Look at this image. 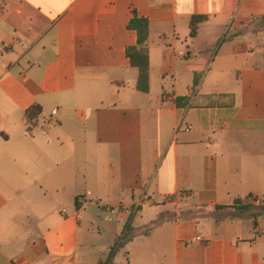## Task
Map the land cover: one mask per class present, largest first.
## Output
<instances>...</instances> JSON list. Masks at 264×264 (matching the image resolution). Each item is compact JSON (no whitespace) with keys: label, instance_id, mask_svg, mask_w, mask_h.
Returning a JSON list of instances; mask_svg holds the SVG:
<instances>
[{"label":"crops","instance_id":"crops-1","mask_svg":"<svg viewBox=\"0 0 264 264\" xmlns=\"http://www.w3.org/2000/svg\"><path fill=\"white\" fill-rule=\"evenodd\" d=\"M255 206L264 0H0V264H264Z\"/></svg>","mask_w":264,"mask_h":264},{"label":"trees","instance_id":"trees-1","mask_svg":"<svg viewBox=\"0 0 264 264\" xmlns=\"http://www.w3.org/2000/svg\"><path fill=\"white\" fill-rule=\"evenodd\" d=\"M206 19L204 15H193L190 19V29L191 36L196 34L197 25ZM128 29H132L136 32V43L133 45H128L125 48V55L130 61L131 66L136 67L138 70L137 77V89L142 92H147L149 90V59H148V47L147 41L149 36V21L147 18L138 16L135 13L130 18L127 24ZM40 112L38 105H33L30 107L26 114L28 119H33ZM238 202V201H237ZM252 205L239 206L238 209H248ZM258 212L264 213V206H259ZM130 220V218H129ZM130 223L127 224V229ZM124 239V235L121 241ZM120 241V242H121Z\"/></svg>","mask_w":264,"mask_h":264},{"label":"rangeland","instance_id":"rangeland-1","mask_svg":"<svg viewBox=\"0 0 264 264\" xmlns=\"http://www.w3.org/2000/svg\"><path fill=\"white\" fill-rule=\"evenodd\" d=\"M258 206V205H257ZM257 206H255V209L257 210ZM106 232V237L105 240L106 242H110V248L115 250L116 247L119 245L122 235H120L114 242V237L113 234L110 230L105 231ZM97 257L102 258L103 260L108 256V254L106 252L100 253V254H96Z\"/></svg>","mask_w":264,"mask_h":264},{"label":"built area","instance_id":"built-area-1","mask_svg":"<svg viewBox=\"0 0 264 264\" xmlns=\"http://www.w3.org/2000/svg\"><path fill=\"white\" fill-rule=\"evenodd\" d=\"M56 113V109H53L51 111V115H54ZM50 120V119H49ZM245 202L247 203H257L258 200L254 197V196H248L246 199H245Z\"/></svg>","mask_w":264,"mask_h":264}]
</instances>
